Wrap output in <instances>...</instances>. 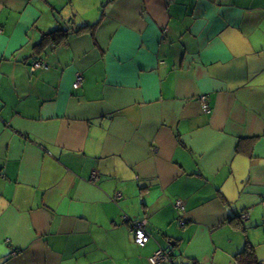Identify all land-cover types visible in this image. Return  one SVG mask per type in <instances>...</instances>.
Here are the masks:
<instances>
[{
  "label": "crops",
  "instance_id": "1",
  "mask_svg": "<svg viewBox=\"0 0 264 264\" xmlns=\"http://www.w3.org/2000/svg\"><path fill=\"white\" fill-rule=\"evenodd\" d=\"M263 202L264 0H0V264L264 262Z\"/></svg>",
  "mask_w": 264,
  "mask_h": 264
},
{
  "label": "built area",
  "instance_id": "2",
  "mask_svg": "<svg viewBox=\"0 0 264 264\" xmlns=\"http://www.w3.org/2000/svg\"><path fill=\"white\" fill-rule=\"evenodd\" d=\"M46 67V64L43 60H37L32 63L30 66V70L34 71L37 68H44ZM83 82V76L80 72H77L74 76V83H73V89H78L81 87ZM199 102L202 106L203 112L210 113L211 110L208 105L207 97L206 96H200ZM121 197L120 193H116L113 200H119ZM264 205V202H263ZM174 207L179 210L183 211V203L181 200H176L174 203ZM242 220L246 218L245 215H242L240 217ZM123 222H129V232L132 236L133 242L139 246L143 247L150 239L149 233L145 229V222L143 220H129L126 216H122ZM181 221V220H180ZM182 224V222H180ZM148 264H173V257L171 253L165 249L159 248L153 254L148 258Z\"/></svg>",
  "mask_w": 264,
  "mask_h": 264
},
{
  "label": "trees",
  "instance_id": "3",
  "mask_svg": "<svg viewBox=\"0 0 264 264\" xmlns=\"http://www.w3.org/2000/svg\"><path fill=\"white\" fill-rule=\"evenodd\" d=\"M92 27V25H84L80 27L79 32L84 31L86 29L89 30ZM66 28L63 27L61 30L59 28L58 30H52L44 34L41 43L58 44L67 35L68 31ZM234 260L236 264H264V262L257 259L254 247L250 244H247L242 251L238 252L234 256Z\"/></svg>",
  "mask_w": 264,
  "mask_h": 264
}]
</instances>
